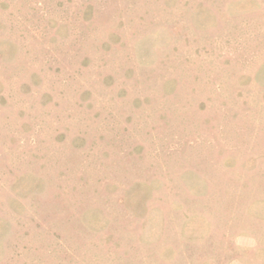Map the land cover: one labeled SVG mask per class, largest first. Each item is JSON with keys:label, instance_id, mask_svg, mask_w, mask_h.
<instances>
[{"label": "rangeland", "instance_id": "obj_1", "mask_svg": "<svg viewBox=\"0 0 264 264\" xmlns=\"http://www.w3.org/2000/svg\"><path fill=\"white\" fill-rule=\"evenodd\" d=\"M0 264H264V0H0Z\"/></svg>", "mask_w": 264, "mask_h": 264}]
</instances>
